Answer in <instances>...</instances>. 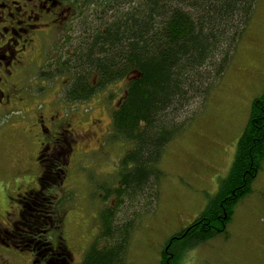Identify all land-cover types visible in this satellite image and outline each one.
I'll list each match as a JSON object with an SVG mask.
<instances>
[{
  "label": "rangeland",
  "instance_id": "1",
  "mask_svg": "<svg viewBox=\"0 0 264 264\" xmlns=\"http://www.w3.org/2000/svg\"><path fill=\"white\" fill-rule=\"evenodd\" d=\"M253 9L219 82L210 85L207 96L191 97L174 120L182 129L164 149L160 181L144 193L121 199L113 190L132 144L112 134L111 118L129 79L96 88L88 100L67 102L64 91L70 75L42 76L56 58L72 53L78 24L87 15L86 8L72 6L71 22L41 38V53L27 68L26 82L14 79L16 88L28 87L23 103L0 121V207L16 201L19 192L37 188V167L28 162L34 150L29 135L35 131L30 110L42 112L46 127L60 117L58 140L44 133L59 145L51 151L58 167L65 169L62 183L55 177L49 188L56 202L51 208L55 225L44 246L54 245L61 236L70 251L68 264H80L93 243L105 245L98 240L100 213L109 208L114 227L133 222L123 264H159L167 240L194 221L227 174L250 105L264 88V0H256ZM156 190L157 199L152 198ZM236 205L225 231L187 250L181 264H264V161L250 192Z\"/></svg>",
  "mask_w": 264,
  "mask_h": 264
},
{
  "label": "trees",
  "instance_id": "2",
  "mask_svg": "<svg viewBox=\"0 0 264 264\" xmlns=\"http://www.w3.org/2000/svg\"><path fill=\"white\" fill-rule=\"evenodd\" d=\"M255 3L75 0V10L77 4L87 15L78 24L72 53L56 58L42 76L70 75L67 102L88 100L96 88L129 79L111 118L112 134L132 144L119 166L116 197H135L160 181L164 149L182 129L174 120L191 97L207 96L210 85L219 82ZM250 107L227 174L194 221L167 240L159 264H181L187 250L223 233L237 202L250 192L264 161V88ZM43 185V193L32 201L40 204L45 219L52 213V181ZM153 197L158 198L157 190ZM113 214L109 208L100 213L98 240L105 245L93 243L80 264H123L133 222L114 227ZM115 236L119 239L113 242Z\"/></svg>",
  "mask_w": 264,
  "mask_h": 264
},
{
  "label": "flooded vegetation",
  "instance_id": "3",
  "mask_svg": "<svg viewBox=\"0 0 264 264\" xmlns=\"http://www.w3.org/2000/svg\"><path fill=\"white\" fill-rule=\"evenodd\" d=\"M74 2L75 0H0V121L15 109L16 104L24 101V92L28 86L25 85L24 89L16 88L14 79H27V68L41 53L38 49L41 38L55 27L69 23ZM18 109L29 114L25 107ZM30 112L35 119V131L33 135H29L34 150L28 162L37 167V188L19 192L15 195L16 201L9 202L7 207H0V264H68L70 251L59 240L62 239L61 236L54 245L44 246L45 236L52 232L55 221L52 213L47 214L45 219L42 218L40 204L33 202L43 193V182L49 185L53 181L52 176L57 177L59 183L63 181L65 169L58 167V160L53 158L51 151L57 150L59 145L44 134L49 132L58 140L56 134L62 129L63 120L55 117L52 124L46 127L42 112L36 109ZM10 171L17 174L11 169ZM30 202L34 206L29 207ZM51 202L50 209L56 204L52 198Z\"/></svg>",
  "mask_w": 264,
  "mask_h": 264
}]
</instances>
